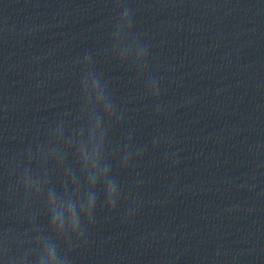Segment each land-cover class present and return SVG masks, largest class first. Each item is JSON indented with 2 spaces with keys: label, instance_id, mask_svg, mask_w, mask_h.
I'll return each mask as SVG.
<instances>
[{
  "label": "clouds",
  "instance_id": "1",
  "mask_svg": "<svg viewBox=\"0 0 264 264\" xmlns=\"http://www.w3.org/2000/svg\"><path fill=\"white\" fill-rule=\"evenodd\" d=\"M114 3L122 11L109 33L110 48L118 61L134 65L143 76L148 46L133 32V13L123 0ZM79 60L78 107L59 114L43 139L38 135L24 150L0 161L10 166L6 192L20 197L15 208L0 212V264H73L70 254L87 243L99 208L114 212L126 199L127 217L136 211L132 205L137 200L125 196L117 169L133 167L147 147L133 144L131 134L112 139L123 126L124 113L109 81L95 70L92 53ZM144 84L146 95L160 96L158 78L148 77ZM159 142L153 140V149ZM10 221L27 226L20 229Z\"/></svg>",
  "mask_w": 264,
  "mask_h": 264
}]
</instances>
